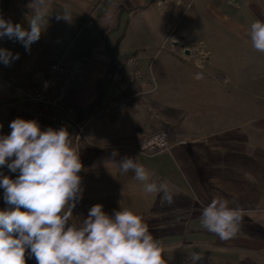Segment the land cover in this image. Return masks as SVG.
<instances>
[{
	"label": "crops",
	"instance_id": "obj_1",
	"mask_svg": "<svg viewBox=\"0 0 264 264\" xmlns=\"http://www.w3.org/2000/svg\"><path fill=\"white\" fill-rule=\"evenodd\" d=\"M147 1L49 0L52 15L30 51L17 41L0 39V47L19 53L10 65L0 63V135L11 132L17 106L52 62H86L69 101L87 109L100 97L98 81L107 75L109 63L134 54L145 77L134 82L133 101L124 110L88 117L81 121V132L75 127L70 132L80 150L83 192L95 198L89 205L182 208L183 223L190 226L188 238L197 239V252L205 257L202 264H264V53L253 48L249 35L254 21L264 22L258 15L264 16V4L255 9L251 0H199L176 23L166 2L151 0L140 6ZM30 2L0 0V14L27 28ZM65 4L70 5V22L56 19ZM193 11H198V21L189 16ZM207 16L214 22L213 44H206L213 57L198 79L196 61L171 49V37L173 31L193 33L192 27L199 26L197 33L204 38ZM101 87L105 91L98 103L122 95L126 82L115 73ZM159 105L181 113L169 152L144 156L112 147L132 141L136 128L156 127L155 119L152 125L148 122L147 107ZM124 157L136 158L154 179L171 186L174 202L160 205L159 193L145 192L134 173L122 174L114 162ZM216 197L243 210L239 230L228 241L200 221L202 208ZM26 264H31L27 256Z\"/></svg>",
	"mask_w": 264,
	"mask_h": 264
},
{
	"label": "clouds",
	"instance_id": "obj_2",
	"mask_svg": "<svg viewBox=\"0 0 264 264\" xmlns=\"http://www.w3.org/2000/svg\"><path fill=\"white\" fill-rule=\"evenodd\" d=\"M28 27L4 19L0 14V39L17 41L30 51L41 38L52 14L49 0H31ZM70 5L56 19L72 20ZM252 46L264 53V22L254 21L249 31ZM19 53L0 47V63L10 65ZM2 127V125H0ZM11 132L0 135V168L19 173L15 179L0 172V188L8 206L0 209V264H26V252L37 264H167L164 246L154 238L144 218L131 209L106 213L93 205L87 217L73 223V209L82 199L83 169L80 150L65 127L41 129L36 120L16 118ZM118 153L114 151L112 156ZM120 172L134 173L147 193H163L172 204L166 182H158L136 158L114 162ZM200 221L222 241L234 238L243 221V210L216 197L202 208ZM192 252V264L204 260Z\"/></svg>",
	"mask_w": 264,
	"mask_h": 264
},
{
	"label": "rangeland",
	"instance_id": "obj_3",
	"mask_svg": "<svg viewBox=\"0 0 264 264\" xmlns=\"http://www.w3.org/2000/svg\"><path fill=\"white\" fill-rule=\"evenodd\" d=\"M163 1L166 2V6H168L169 10H171L172 12L171 18L172 20H175L176 23L180 21L182 22L184 17L187 15L186 13L191 11L192 7L194 10V7L199 3V0H163ZM225 1L235 2V0H225ZM212 2H214V0H212ZM240 2H243V1H239V3ZM259 2L262 5L264 4V0L262 1L251 0L252 7H254L255 9L256 7H259ZM261 15H262V12H261ZM189 16L193 20H196V21H198L199 19L198 11H193V13L189 14ZM262 17L264 19L263 15ZM207 18H208V21L205 22L206 24L202 25V29L204 28L203 30H206L205 32H202V35H204V38H201L200 35L198 34L199 32L197 30H199V26L192 27L193 29H196V31H194L195 33L194 32L189 33L186 31H182V29H180L177 31H173L172 32L173 35L171 37L172 40L174 41V43L170 45L171 49H173L175 52H177L182 57L183 56L188 57L196 61L195 76L198 79L204 76L203 69L204 67L208 65L207 64L208 59L213 57V53L211 54L206 44L208 45L210 43L213 44L212 30H213L214 22H213L212 17L207 16ZM186 50L188 51V54L185 53ZM148 83L144 85L146 87L150 86V84L148 85ZM152 88H154V85L152 86ZM144 102L148 103V101H144ZM147 108L149 109L151 118L150 120H148V118L146 120H148L149 124L152 125L155 119L156 127L155 126L150 127L149 130H145L143 127L136 128L132 132V137H133L132 141H128V143L114 142L112 147H117L118 149H126L125 150L126 152H131L135 155L136 154L137 155L140 154L144 156L145 155L146 156L158 155L160 153L148 154V153L140 152L137 146V143L139 141V136L142 133L143 134L152 133L156 130H160L163 127L167 126L171 130L170 145H169L168 150H165L161 153H167L170 151L171 145L175 142V137L173 133L174 123L179 120L180 114H181L180 111L177 110L176 108H173L170 106H164V105L163 106L159 105L153 108L152 107H147ZM144 126L146 125L144 124ZM0 172L8 176L15 175V178L19 174L18 172L11 173L7 169V167L0 168ZM169 187L170 189L172 188L171 186ZM3 192L4 190L0 188V209H4L8 207L3 200ZM84 194L86 195V193L83 192L82 199H80L77 202L76 207L73 209V220H72L73 223H78L79 221H82L84 218L87 217L88 211L92 207V204L89 205V203H93L95 200V198L94 200H90L88 195H86L85 197ZM159 200H160L159 201L160 205L166 203V201L163 199V193H159ZM127 202L133 204V202H129V201ZM111 203L113 204L115 202H111ZM120 208H123V207H114L112 205L111 207L103 208V210L106 213L111 215L114 213V211L120 210ZM125 208L131 209L134 213L139 214L144 218V220L147 222L149 226V230L151 234L154 236L155 239H157L164 246L165 251L163 255H164V259L166 260L167 264H192V262L188 259V256L194 251L197 252L198 241L197 239L188 238L190 226L185 225L183 223L182 208H174V207H166V206H159L158 208H150V207L139 208V207H134V206H127ZM26 256H27L28 261L31 264H37L36 259L34 257L29 256L27 252H26Z\"/></svg>",
	"mask_w": 264,
	"mask_h": 264
},
{
	"label": "built area",
	"instance_id": "obj_4",
	"mask_svg": "<svg viewBox=\"0 0 264 264\" xmlns=\"http://www.w3.org/2000/svg\"><path fill=\"white\" fill-rule=\"evenodd\" d=\"M86 62L82 59L64 62L57 60L49 64L38 78H35L28 93L21 100L14 113L16 118L36 120L41 129L48 127L68 129L73 125L81 132L83 125L76 122L75 106L69 101V93L82 76ZM115 70L125 82L142 80L145 75L134 54L121 57L114 63ZM200 74V73H198ZM134 96V94H133ZM128 96H110L93 106L90 118L101 117L123 110L130 102ZM171 130L163 127L152 134H141L137 143L142 153H161L168 150Z\"/></svg>",
	"mask_w": 264,
	"mask_h": 264
},
{
	"label": "trees",
	"instance_id": "obj_5",
	"mask_svg": "<svg viewBox=\"0 0 264 264\" xmlns=\"http://www.w3.org/2000/svg\"><path fill=\"white\" fill-rule=\"evenodd\" d=\"M151 2V0L147 1V2H144L142 5H140L141 7H145L147 6L149 3ZM257 11V10H256ZM258 12V11H257ZM259 17L264 21L262 15L260 13H258ZM129 55V54H128ZM116 70H115V67H114V64L113 63H109L108 65V72H107V75L98 81V85H99V88H100V97L98 98V101H96L92 106H90L89 108L87 109H83V108H79V107H76L75 106V110H76V122H81L82 120L88 118L91 114V111H92V108L93 106H95L100 100V98L102 97V95L104 94V91H105V88H102L101 86L104 84V83H110L112 81V78H113V75L115 74ZM122 80L125 81L124 77H121ZM134 88H135V83L134 82H131V81H128L127 82V85L124 89V92H123V96H128L130 99L129 102L133 101V94L135 93L134 91ZM74 129V126L71 125L69 127V133L71 131H73ZM11 178L15 179V175H12L10 176Z\"/></svg>",
	"mask_w": 264,
	"mask_h": 264
},
{
	"label": "water",
	"instance_id": "obj_6",
	"mask_svg": "<svg viewBox=\"0 0 264 264\" xmlns=\"http://www.w3.org/2000/svg\"><path fill=\"white\" fill-rule=\"evenodd\" d=\"M185 53L188 54V51L186 50Z\"/></svg>",
	"mask_w": 264,
	"mask_h": 264
}]
</instances>
